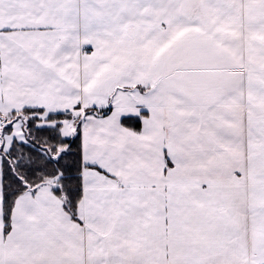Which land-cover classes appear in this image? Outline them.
<instances>
[{"label": "snow or ice", "instance_id": "obj_1", "mask_svg": "<svg viewBox=\"0 0 264 264\" xmlns=\"http://www.w3.org/2000/svg\"><path fill=\"white\" fill-rule=\"evenodd\" d=\"M0 264H264V0H0Z\"/></svg>", "mask_w": 264, "mask_h": 264}]
</instances>
